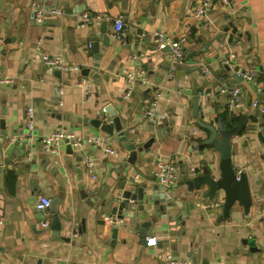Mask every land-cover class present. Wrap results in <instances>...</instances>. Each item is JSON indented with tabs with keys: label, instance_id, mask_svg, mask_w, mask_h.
Here are the masks:
<instances>
[{
	"label": "crops",
	"instance_id": "0c3cea01",
	"mask_svg": "<svg viewBox=\"0 0 264 264\" xmlns=\"http://www.w3.org/2000/svg\"><path fill=\"white\" fill-rule=\"evenodd\" d=\"M44 1L50 10L63 12L38 21L31 0H0V77L11 80L0 85V160L7 161L0 170V264H165L167 252L193 264H264V91L240 75L253 72L264 88V0H212L199 17L193 10L200 0ZM120 15L125 35L116 38L114 22ZM158 31L170 40L186 38L185 63L173 76L170 52L153 42ZM42 53L61 55L81 69L59 75V69L44 64ZM204 63L209 73L202 70ZM137 68L144 69L151 92L137 80L128 81L126 72ZM83 81L90 84L88 92L78 85ZM224 86L241 88L240 110L227 107ZM158 92L153 115H146V103ZM194 93L202 120L217 124L222 118L228 128L243 120L231 143L234 167L247 174L253 196L248 214L237 201L231 216L220 220L221 211L208 209V197L188 191L189 170L207 160L218 167L221 160L213 145H202L209 131L195 116ZM28 106L35 111L31 133ZM107 108L117 112L128 139L138 146L154 137L145 154L137 151L135 163L128 160L124 142L92 125ZM55 129L82 138L106 135L117 153L67 140L60 142L59 153H48L43 137ZM87 158L94 160V174ZM166 161L175 162L181 176L167 195L195 204L183 222L167 215L177 206L166 209L142 238L138 226L128 230L127 216L104 213L97 192L114 183L112 193L120 195L123 173L152 185ZM41 196L59 199L63 228L64 218L69 219L60 240L51 228V209L49 226L43 224L37 208ZM153 236L158 243L148 245Z\"/></svg>",
	"mask_w": 264,
	"mask_h": 264
},
{
	"label": "water",
	"instance_id": "95a60500",
	"mask_svg": "<svg viewBox=\"0 0 264 264\" xmlns=\"http://www.w3.org/2000/svg\"><path fill=\"white\" fill-rule=\"evenodd\" d=\"M126 0H124L125 2ZM106 23L103 22L102 29L105 31ZM170 49L167 47L165 50ZM59 75L61 71L57 70ZM192 93V92H191ZM195 94V116L198 123L209 131V136L203 142V146L213 145L216 150L220 152L221 160L218 167L211 165V162L207 160L203 165L196 166L189 170L193 176L186 179L188 185V191H197L198 196L209 198L211 206L208 209L212 212L219 213V219L229 218L232 214V207L235 202H239L245 209L246 214L251 210L253 204V196L250 190L248 176L245 172L238 173L234 167L232 160V143L231 139L233 135L239 130L243 120L239 121L233 127L228 128L222 118H219L217 124L210 123L202 120L199 115V98L197 93ZM116 111H112L110 108L103 110L98 116L91 120L92 125L100 128L105 134L117 137L120 141L125 143V147L130 151L128 160L131 163L136 162V153L141 151L145 154L147 149L154 142V137L147 142L138 146L137 142L128 139L127 133L123 128L121 117L116 114ZM105 115H110L106 117ZM106 117V118H105ZM117 131V134L114 132ZM3 138H1L2 141ZM70 149L72 145L68 146ZM7 161L0 160L1 169ZM1 172V171H0ZM156 182L152 185L142 184L141 178H137L134 175H130L126 178V174L123 173L120 177L119 183L126 181L125 190L120 195H114L112 184L111 188L106 192H97L99 203L106 207L104 213L114 218L124 219L125 216L129 218L128 230L135 225L139 227V234L142 238H146L148 235V229L152 222L158 220V216L166 214V209L176 207V212L167 214L171 220L184 221V217L189 213L190 208L193 207V202H185L183 204L180 201L175 200L174 197H169L160 183L159 177H155ZM117 185V184H116ZM109 200V201H108ZM59 199L55 198L51 202L50 209L53 212L51 220V228L54 230L56 239H61L66 235V231L70 226L69 219L64 218L65 228L62 226V216L58 211ZM163 203V204H162ZM159 206L160 211L152 213L150 205ZM124 210L127 212L125 213ZM151 217V221L145 220ZM113 238L117 239L118 225L113 226Z\"/></svg>",
	"mask_w": 264,
	"mask_h": 264
},
{
	"label": "built area",
	"instance_id": "2783aa9c",
	"mask_svg": "<svg viewBox=\"0 0 264 264\" xmlns=\"http://www.w3.org/2000/svg\"><path fill=\"white\" fill-rule=\"evenodd\" d=\"M222 1L224 3H228L229 0H222ZM44 2H45L44 0H31V4L35 12V18L38 21H42L50 13L60 14L63 12L60 9L50 10L49 8L46 7ZM211 3L212 0H200L195 5L193 13L198 17L203 16L205 12L209 9ZM84 17L87 20L89 19L87 13L84 14ZM114 25L116 29L114 36L116 38H121L122 36H124L125 35L124 18L122 15L116 18ZM142 36L143 37L146 36V33H143ZM153 42L155 43V46L161 50H165L167 47L170 48L168 49V51L170 52L172 58L171 76H173L175 70L185 63L184 47L186 44V38L182 37L178 40H170L164 32L158 31L156 33L155 38L153 39ZM132 56L134 58H137L138 54L134 53ZM42 60L45 65H47L52 69H59L61 71L81 69L79 65L70 63L63 56L58 54L42 53ZM202 70L205 73L210 72L208 63L202 64ZM240 75L247 80L253 81L256 84V87L259 92L264 91V88L257 83L255 74L253 72L244 71V72H240ZM126 77L128 81L131 83H133L136 80L139 81L141 85H143L146 88V90L149 89L151 92L152 89L150 88V82L147 79L143 68H137L136 70L126 72ZM10 81L11 80L9 78L0 77V85L6 84ZM78 85L81 87H85L86 92H88L90 89V84L87 85L84 81L78 82ZM132 90L133 89L130 87L127 90L125 96L131 94ZM221 90L223 92L228 93L227 107L233 112L240 110L242 106L240 100L241 88L239 86H233L231 88L224 86L222 87ZM159 97H160V93L159 92L155 93L154 97L146 103L144 110V113L146 115H150V116L153 115ZM257 104H258V100H255L254 105ZM25 117H26V125L31 133L35 118V111L32 106L27 107ZM62 140H67L68 142H70V144L77 147H81L85 143L100 144L104 147L106 152L113 154L117 153V150L110 145L109 137L106 135H91L82 138L74 134L72 131L63 130V129H55L43 137L45 151L51 154L59 153L60 152L59 144ZM86 166L88 171L94 174V160L92 158H87ZM156 176L159 177L160 183L164 187L166 193L168 192L169 194L172 192L173 188L177 185L181 177L178 167L173 161L161 162L160 168L156 172ZM51 202H52L51 199L46 196H41L37 202V208L44 214V220H43L44 226H49L47 214H48V210L50 209ZM146 243L148 245H156L158 243V239L155 236L149 237ZM165 264H193V261L189 258H176L172 253L167 252Z\"/></svg>",
	"mask_w": 264,
	"mask_h": 264
}]
</instances>
